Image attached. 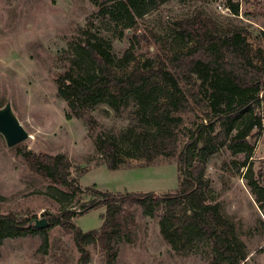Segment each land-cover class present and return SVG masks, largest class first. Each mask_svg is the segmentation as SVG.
<instances>
[{
    "label": "rangeland",
    "instance_id": "374dc122",
    "mask_svg": "<svg viewBox=\"0 0 264 264\" xmlns=\"http://www.w3.org/2000/svg\"><path fill=\"white\" fill-rule=\"evenodd\" d=\"M113 2L100 0L101 8L106 10ZM233 2L239 4L237 14L228 8L226 0H169L132 21H114L100 13L92 0H0V108L10 103L30 136L17 149L9 148L0 135V216L48 220L49 215L72 210L76 212L75 224L89 233L102 226L106 213L104 206L83 209L88 202L101 199L96 190L114 194L175 193L182 177L177 158L161 157L147 165L144 160L123 156L124 164L111 171L96 147L100 139H109L123 152L139 133L155 131L134 96L116 108L107 101L73 108L58 97L57 80L69 71L80 76L94 71L76 55V43L88 39L105 40L120 77L136 68L156 69L160 58L190 47L176 40L173 28L176 21L196 14L222 28H244L253 51L260 48L264 55L260 39L264 0ZM260 111L264 119V102ZM183 118L179 151L205 122L206 114L194 105ZM252 144L250 157L223 149L209 158L207 197L208 203L218 206L221 215L233 224V236L247 254L241 264H264V128ZM28 151L65 155L73 165V188L55 185L32 172L23 156ZM246 161L249 167H242ZM81 170L86 172L83 177ZM251 179L263 190L251 188ZM173 215L176 213L165 206L149 215L136 204L123 205L118 213L121 228L115 239L114 264H228L196 227L182 239L174 235L178 249L169 244L162 234V221L176 234L177 227L170 221ZM44 230L4 239L0 264H62L67 260L79 264L81 254L71 234L60 227ZM87 248L89 264H110L99 243L89 240Z\"/></svg>",
    "mask_w": 264,
    "mask_h": 264
},
{
    "label": "trees",
    "instance_id": "16d2710c",
    "mask_svg": "<svg viewBox=\"0 0 264 264\" xmlns=\"http://www.w3.org/2000/svg\"><path fill=\"white\" fill-rule=\"evenodd\" d=\"M92 1L100 13L109 15L114 21H132L169 0H113L106 10L101 8L100 0ZM226 1L228 8L237 14L239 4L234 0ZM173 29L176 40L190 47L160 58L156 69L136 68L131 74L120 77L115 72L110 49L104 46L105 40L88 39L76 43V55L94 67V71L86 76L69 71L57 80L58 97L73 108L100 101H107L116 108L126 98L134 96L154 126V132L139 133L123 152L113 141L100 139L96 147L109 170L116 171L123 165V156L144 160L147 165L163 157L177 158L182 175L179 189L170 194H114L96 190L101 199L88 202L83 209L104 206L106 213L102 226L89 233L75 224L76 212L72 210L49 215L48 230L60 227L73 236L81 254L79 264L90 262L89 240L99 243L107 252L108 262L114 264L117 258L115 239L121 228L118 213L128 203L142 207L149 215L159 206L174 211L176 216L170 221L177 227L176 234L170 232L165 221H162V234L177 249L174 235L182 239L184 233L196 227L211 240L218 256L228 264H241L247 259L243 244L233 236V224L221 215L218 206L208 203L206 170L209 158L220 150L244 153L248 157L253 153L252 141L264 128L260 111L264 102V55L260 48L253 51L249 32L244 28H222L200 14L176 21ZM260 39L264 43V31ZM194 105L205 112V122L198 125L184 149L179 151L183 116L193 111ZM20 147L21 144L16 148ZM23 156L32 172L51 183L67 188L76 184L71 179L73 165L65 155L28 151ZM242 167H249L248 162ZM85 174L84 170L80 171V177ZM249 185L263 190L253 179ZM31 222L19 220L12 214L0 216V245L6 238L37 233L39 230Z\"/></svg>",
    "mask_w": 264,
    "mask_h": 264
},
{
    "label": "water",
    "instance_id": "95a60500",
    "mask_svg": "<svg viewBox=\"0 0 264 264\" xmlns=\"http://www.w3.org/2000/svg\"><path fill=\"white\" fill-rule=\"evenodd\" d=\"M0 135L3 136L9 148L17 147L30 137L10 103L0 108ZM31 225H34L38 230H44L48 228L49 222L47 219L42 218L32 221Z\"/></svg>",
    "mask_w": 264,
    "mask_h": 264
}]
</instances>
